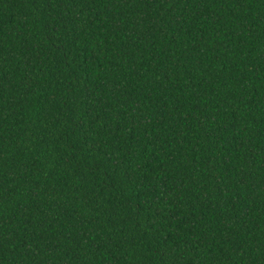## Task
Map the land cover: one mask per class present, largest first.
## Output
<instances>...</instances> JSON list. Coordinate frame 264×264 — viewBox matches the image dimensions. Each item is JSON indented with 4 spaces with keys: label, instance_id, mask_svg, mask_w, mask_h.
<instances>
[{
    "label": "trees",
    "instance_id": "trees-1",
    "mask_svg": "<svg viewBox=\"0 0 264 264\" xmlns=\"http://www.w3.org/2000/svg\"><path fill=\"white\" fill-rule=\"evenodd\" d=\"M0 264H264V0H0Z\"/></svg>",
    "mask_w": 264,
    "mask_h": 264
}]
</instances>
